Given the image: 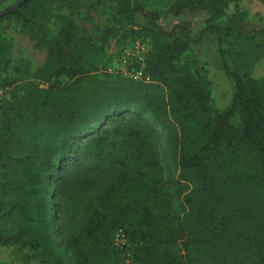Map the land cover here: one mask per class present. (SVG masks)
I'll return each mask as SVG.
<instances>
[{
  "label": "trees",
  "instance_id": "16d2710c",
  "mask_svg": "<svg viewBox=\"0 0 264 264\" xmlns=\"http://www.w3.org/2000/svg\"><path fill=\"white\" fill-rule=\"evenodd\" d=\"M244 1L168 0L204 10L221 55L243 59L224 63L235 86L225 110L207 76L179 65L190 40L155 12L138 23L131 0L118 3L150 39L148 85L102 70L110 56L69 16L52 29L31 13L79 0H27L0 16L45 29L34 79L68 80H31L0 112V246L36 250L42 264H264V27L247 28Z\"/></svg>",
  "mask_w": 264,
  "mask_h": 264
},
{
  "label": "rangeland",
  "instance_id": "374dc122",
  "mask_svg": "<svg viewBox=\"0 0 264 264\" xmlns=\"http://www.w3.org/2000/svg\"><path fill=\"white\" fill-rule=\"evenodd\" d=\"M16 1L18 0H0V11ZM131 1L134 5L144 9V11L139 10L135 13V19L141 25L149 21L145 12H155L158 15L156 23L159 27L167 31L176 29L179 35L190 40V49L179 61V65L207 76L212 81L213 107L218 110L227 109L231 104L235 86L224 63L234 66L236 62L243 61V59L240 56L232 57L227 53L224 56L221 55L215 33L207 29V13L202 9L175 11L171 9V2L168 0ZM243 5L248 11L247 28L264 27V2L246 0ZM41 12L46 15L40 16ZM31 13L35 16L37 14L38 19L52 29H58L64 18L69 16L77 24L84 37L102 46L103 51L110 56L112 62L110 61L107 67L102 69L104 71L129 77L128 73L133 68H145L146 53L151 47L150 39L137 38V33L121 13L118 0H79L77 5L68 2H53L47 3L44 9L34 6ZM46 34L45 29L24 26L21 20L13 16L0 19V112L5 105L10 103L14 94H26L27 87L30 86L27 83L31 80L34 81L32 87L42 89H46L49 84L53 83L57 86L67 84L68 80L64 75L52 77L49 81L33 78V74L47 61V50L43 45ZM137 41L146 42L147 49L145 54H134L133 56L130 51L132 49L134 51ZM224 49L228 52L226 44H224ZM263 63L264 61L259 63L258 67H261ZM150 81L151 79L143 80L147 85ZM126 84L127 81H121L120 86ZM159 122L164 124L163 121ZM137 124L138 121L134 119L126 125L136 127ZM123 125L125 124L120 125L121 128ZM121 138L122 135L116 137L117 144ZM88 150L94 151V149ZM90 212L93 215L95 209H91ZM107 240L109 241L108 237ZM22 261L42 264L41 256L36 250L0 246V263L20 264ZM101 262L105 263V259L103 258Z\"/></svg>",
  "mask_w": 264,
  "mask_h": 264
},
{
  "label": "built area",
  "instance_id": "2783aa9c",
  "mask_svg": "<svg viewBox=\"0 0 264 264\" xmlns=\"http://www.w3.org/2000/svg\"><path fill=\"white\" fill-rule=\"evenodd\" d=\"M135 46V49L133 51H130L132 52L133 56L134 54H141L146 52V49H147V43L144 42V41H137L136 44L134 45ZM128 54H131V53H128ZM144 67H138V68H133L129 73H128V76L131 77V78H134L136 80H149L150 77L148 75L145 74L144 72ZM113 240H114V244L118 247H122L126 244L127 242V236H126V233L125 231L120 228L118 229L114 236H113Z\"/></svg>",
  "mask_w": 264,
  "mask_h": 264
},
{
  "label": "water",
  "instance_id": "95a60500",
  "mask_svg": "<svg viewBox=\"0 0 264 264\" xmlns=\"http://www.w3.org/2000/svg\"><path fill=\"white\" fill-rule=\"evenodd\" d=\"M27 0H19V1H16L15 3H13L10 7H8L7 9H4L2 11H0V16H2L3 14L5 13H9L13 10H15L16 8H18L23 2H25Z\"/></svg>",
  "mask_w": 264,
  "mask_h": 264
}]
</instances>
